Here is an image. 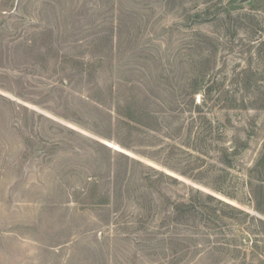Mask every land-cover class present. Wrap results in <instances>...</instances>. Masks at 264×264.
I'll return each instance as SVG.
<instances>
[{"label":"rangeland","instance_id":"1","mask_svg":"<svg viewBox=\"0 0 264 264\" xmlns=\"http://www.w3.org/2000/svg\"><path fill=\"white\" fill-rule=\"evenodd\" d=\"M239 1L0 0V264H264V0Z\"/></svg>","mask_w":264,"mask_h":264},{"label":"trees","instance_id":"2","mask_svg":"<svg viewBox=\"0 0 264 264\" xmlns=\"http://www.w3.org/2000/svg\"><path fill=\"white\" fill-rule=\"evenodd\" d=\"M118 112L121 115H123L125 118H127L129 120V122L139 123V124L144 125V126L145 125L147 126V124H148V123H146L145 120L138 119L139 116H141V115H138V114H140L141 112L138 113V111H135V109L129 103L124 102V103L119 104L118 105ZM262 199L264 200V189H263V192H262Z\"/></svg>","mask_w":264,"mask_h":264},{"label":"water","instance_id":"3","mask_svg":"<svg viewBox=\"0 0 264 264\" xmlns=\"http://www.w3.org/2000/svg\"><path fill=\"white\" fill-rule=\"evenodd\" d=\"M249 0H240L239 2L240 3H246V2H248Z\"/></svg>","mask_w":264,"mask_h":264}]
</instances>
